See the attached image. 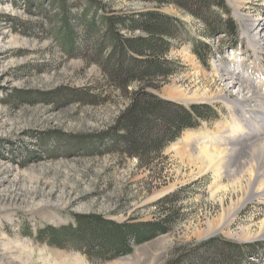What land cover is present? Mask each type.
Here are the masks:
<instances>
[{"label": "rangeland", "instance_id": "rangeland-1", "mask_svg": "<svg viewBox=\"0 0 264 264\" xmlns=\"http://www.w3.org/2000/svg\"><path fill=\"white\" fill-rule=\"evenodd\" d=\"M98 1L103 13L118 17L154 8L153 3L140 0ZM225 3L232 19L241 25L240 53L229 48L233 38L205 35L202 22L177 6L157 8L180 18L184 27L164 56L172 73L160 81V87L147 90L185 106H211L216 116L201 120L195 129L184 130L156 158L143 163L120 148L105 152L104 146L91 153L87 139L81 145L78 142L112 126L130 100L96 63L101 59L97 53L106 56L111 46L108 39L89 33L84 20L102 12L92 10L89 0H0V264H170L181 252H189L209 238L251 246L264 240V175L262 184L258 177L264 169V160L258 163L260 156L264 158V146L260 150L253 147V157L248 154L250 149L242 151L238 167L244 160L249 164L241 170L217 176L204 171L193 157V142L183 141L186 132L203 133L209 137L205 146H211L213 138L233 123L247 124V119L221 98H198L197 94L186 101L170 98L177 92L201 93L195 89L203 87L210 97L222 94L235 100L236 89L227 87L221 75V70L228 69L251 76L253 88V83L264 88V47L256 55L249 51L253 42L249 34L256 28L242 19L263 15L264 0ZM67 32H72L75 48L61 45ZM103 32L100 28L99 34ZM246 32L250 44L244 39ZM121 33L143 35L138 30ZM195 41L207 46L201 57L192 50ZM241 59L243 71L233 64ZM137 85L131 84L128 90ZM87 91L97 96L95 103ZM262 103L264 99L255 107L264 125ZM248 128L247 133L253 127ZM248 136L243 147L264 139L263 134L254 132ZM167 195L174 199L161 202ZM168 210L178 211L169 232L110 260L87 255L67 242L58 246L35 237L46 225L75 226L77 214L135 222L157 220ZM229 214L228 223L219 228ZM260 249L264 251L263 246ZM250 257L247 252L233 260L249 264ZM181 263L203 262L190 252Z\"/></svg>", "mask_w": 264, "mask_h": 264}, {"label": "trees", "instance_id": "trees-1", "mask_svg": "<svg viewBox=\"0 0 264 264\" xmlns=\"http://www.w3.org/2000/svg\"><path fill=\"white\" fill-rule=\"evenodd\" d=\"M153 3L154 8L127 16H113L103 13V6L98 0H89L91 9L101 11V15L84 20L89 33L98 38L108 39L111 50L106 56L96 60L117 89L130 97L129 103L122 110L114 124L105 131L86 135L78 142L87 139L86 146L91 153L122 149L129 156L137 157L141 162H151L162 149L176 140L184 130L195 129L201 120L216 116L215 110L205 104L185 106L172 100L163 99L149 87L157 89L160 81L172 73L171 63L165 55L172 47L171 41L179 37L184 22L177 16L167 15L157 9L162 5H175L180 10L193 15L204 25L207 36L224 33L236 42L238 26L230 16V9L225 0H140ZM157 6V7H156ZM90 9V8H89ZM100 28L104 30L100 33ZM121 30L133 33L141 31L143 35L125 36ZM61 44L72 49L73 35L67 32ZM75 48V47H74ZM207 48L200 41H195L193 52L202 56V49ZM138 83L135 90H128L133 83ZM77 93V92H76ZM95 103L96 95L85 92ZM89 137V138H88ZM108 143V144H107ZM123 144L124 146H120ZM174 195H167L161 202L169 203ZM178 211L168 210L157 220L115 222L100 214H77L76 225L54 227L46 225L37 230L36 238L46 240L49 244L67 245L80 248L84 253L99 260H110L126 255L133 247L170 231L176 221ZM28 235H32L26 230ZM262 243L254 246L237 244L233 241L209 238L199 242L189 252L180 255L170 264H182L183 257L190 252L197 254L203 262L214 264H239L233 257L242 254H255ZM250 247V249H249ZM249 264H252L248 262ZM193 264V263H192ZM241 264V263H240Z\"/></svg>", "mask_w": 264, "mask_h": 264}, {"label": "bare ground", "instance_id": "bare-ground-1", "mask_svg": "<svg viewBox=\"0 0 264 264\" xmlns=\"http://www.w3.org/2000/svg\"><path fill=\"white\" fill-rule=\"evenodd\" d=\"M237 15L239 16V14ZM246 18H248V16L243 19H246ZM249 19L252 21L254 28H256L255 32L253 34L251 33L252 35L248 33L250 35L251 40L253 41L250 44V46L252 49H254L255 47H258V46L260 47V41L264 39L263 34H261L263 27L260 26L261 24H260L259 18L250 17ZM254 22H257V23H254ZM253 43L255 44L254 46H253ZM221 71L223 72L221 73L222 78H225L224 80H227L225 82L227 84L226 86L236 89L237 97L235 100L224 98L222 97L223 96L222 94H215L212 97H210L207 94L208 91L205 88L202 89L203 87L201 88L198 87V90L195 89L196 91L202 90L201 93L194 92L191 95H187V94L181 95V93L178 94L177 92V94L170 97L172 99L174 98V99H178L182 101H186L188 99L189 100L195 99L197 98L196 97L197 95L199 96L198 98H221V100L225 104H229L232 106L234 105V107L237 108L236 110L239 111V114H241V116L247 119L248 121L247 124L242 123L241 125H234L235 123H233V125L229 126L223 133L219 134L216 138H213L212 142H210L211 146H208V147L205 146L204 144L209 139V137L206 134H203V133L193 134L190 132L185 133L183 137V141L193 142L190 145L192 153H193V157L202 164V169L204 171L215 172L217 176H221L222 174L230 175L232 173L234 174L235 170L237 169L241 170L242 167H245L244 165L246 163L249 164L248 160H244V162H241L242 160H240L241 165L240 164L239 165L241 167L240 166L238 167L237 163L239 162L240 154L242 153V151L248 153L247 149H250V151L252 152H249L248 154L251 155V157H253L252 153L254 152V149L252 148L257 146L260 150V148L262 149V147L264 146V139H262V140L256 141L258 142L257 144L256 142H253L243 147L246 143L245 140L247 139V136L250 135L251 132H254L255 134L264 135V125H262V123L259 122L260 121L259 119L260 116L258 115L259 111H257L256 110L257 108L255 107V106L257 107L261 106L260 103L264 99V88L263 89L261 88L260 90L259 89L260 85L257 83H253V84L259 85V88H257L256 85L254 86L255 88H253V86H251V83H250V81H252L251 76H249L246 73L245 75L244 73H240V72L238 73L236 69L235 70L228 69L226 71L224 70H221ZM224 75L226 76L224 77ZM251 102H253V106L249 107L250 105H252ZM262 105L264 108V103H262ZM248 127H253L252 129H250L249 133H247V131L249 130ZM236 136H238V140H236L237 139ZM236 144H239V147H237ZM262 150H264V148ZM248 154H246L247 157H249ZM247 157L245 156L246 159H248ZM262 160H264V158L260 156V158L258 159V163L261 164L263 162ZM251 161H250V164L252 163ZM234 166H235V169H234ZM262 171L263 173L260 172L258 175L259 178L264 175V169H262ZM254 179H256V177ZM260 179H259L260 180L259 184H262L263 179L262 178ZM230 215L231 214H229L227 218L224 219L223 223H221L219 228H221L224 224L228 223Z\"/></svg>", "mask_w": 264, "mask_h": 264}, {"label": "built area", "instance_id": "built-area-1", "mask_svg": "<svg viewBox=\"0 0 264 264\" xmlns=\"http://www.w3.org/2000/svg\"><path fill=\"white\" fill-rule=\"evenodd\" d=\"M263 12V15H255V16H251V15H248V17H257L259 16V18H261L259 21H260V26L263 27L262 28V33L264 35V10H262ZM245 20H248V24H251L252 22H250V20L248 18H246ZM254 23H257V22H254ZM251 29V28H250ZM220 36H224L225 34H219ZM260 46L261 48L264 47V39L260 41ZM264 247V245H261L258 249V251H256L255 254H250L251 257L249 258V260H251L254 264H260V262L264 263V251L262 249H260L261 247ZM260 249V250H259Z\"/></svg>", "mask_w": 264, "mask_h": 264}]
</instances>
